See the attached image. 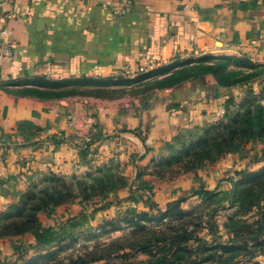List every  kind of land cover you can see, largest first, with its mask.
Segmentation results:
<instances>
[{
    "label": "crops",
    "instance_id": "obj_1",
    "mask_svg": "<svg viewBox=\"0 0 264 264\" xmlns=\"http://www.w3.org/2000/svg\"><path fill=\"white\" fill-rule=\"evenodd\" d=\"M7 42L11 58L0 59V218L45 181L105 168L121 174V188L98 206L77 201L57 209L45 227L98 226L113 209L159 212L237 168L246 153L174 179L158 173V163L201 138L235 97V89L213 82L192 78L113 101L22 91L40 81L131 80L203 56L264 63V0H0V43Z\"/></svg>",
    "mask_w": 264,
    "mask_h": 264
},
{
    "label": "rangeland",
    "instance_id": "obj_2",
    "mask_svg": "<svg viewBox=\"0 0 264 264\" xmlns=\"http://www.w3.org/2000/svg\"><path fill=\"white\" fill-rule=\"evenodd\" d=\"M192 78L235 89L232 93L237 98L225 100L220 120L201 138L158 163V173L174 179L246 151L237 168L213 184L199 186L194 197L181 198L173 209L136 214L113 209V216L98 226L73 221L76 228L63 230L45 227L51 213L77 201L98 206L97 202L110 198L114 188L123 186L122 176L105 168L73 179L45 181L33 193H25L26 216L21 215L20 205L4 215L9 220L0 222V264H72L79 259L87 264H146L163 257L174 264H264V139L243 145L248 134L242 133L238 140H229L236 123L246 130L245 120L252 119L255 124L264 120V63L247 57L186 58L141 71L131 80L75 81L58 87L40 81L22 92L43 97L89 95L113 101L171 88ZM209 131L211 146L219 145L208 154L210 144L205 146L203 138ZM235 145L234 152L222 155ZM22 227H27L24 234ZM41 227L50 229L52 235L37 243L34 234Z\"/></svg>",
    "mask_w": 264,
    "mask_h": 264
},
{
    "label": "trees",
    "instance_id": "obj_3",
    "mask_svg": "<svg viewBox=\"0 0 264 264\" xmlns=\"http://www.w3.org/2000/svg\"><path fill=\"white\" fill-rule=\"evenodd\" d=\"M181 82V81H180ZM179 83V82H178ZM42 84H46V83H42ZM70 83H67V82H56V83H51V84H47V85H50L52 87H58V86H68ZM41 95V93H40ZM73 95V94H72ZM43 96V95H42ZM63 95H60V96H44V97H61ZM64 96H67V95H64ZM255 121L254 120H250V119H247L243 122V124H247L248 128L246 127V130L242 127H240V124L239 123H236V127L235 129H233L231 132H232V135L229 137V140L232 142V141H235V140H238L241 136H242V133L243 134H248V137L246 139H244L242 142H243V145H246L248 144L250 141L252 140H259V139H264V130L262 127L264 126V120H261L258 121L257 120V124L254 123ZM258 126L259 129H256V127L254 126ZM262 128V129H261ZM213 130V129H212ZM211 130V131H212ZM211 131H209L203 138V142L205 144V146H208L210 144L209 140H208V135L211 133ZM215 138L212 140V142H215ZM212 144V143H211ZM211 144L209 145V147H207L206 151L207 153L209 154L210 151H212L213 149H217L218 148V145H215V146H211ZM217 146V147H216ZM237 145L235 146H232V147H229V148H226L224 151L222 149V155H227V154H230V152H234L235 149H237ZM221 150V148H220ZM234 150V151H233ZM211 158V154L208 155L206 157L207 160H209ZM119 188V187H118ZM117 188H114L111 192H113L114 190H116ZM34 189L28 191L27 193H33ZM47 191V190H46ZM48 192H51V191H48ZM109 192V193H111ZM26 195L23 196V198L21 199L20 203L15 206V207H18L20 205H23V208L20 209L21 211V215L24 217L26 216V203H24V198H25ZM85 202V201H84ZM182 202V201H181ZM177 202L176 203H173L171 205H169L168 209H173L177 206ZM25 205V206H24ZM46 207V205H44ZM15 207H13L12 209H14ZM44 209V208H43ZM99 208H95V210H98ZM17 210V209H16ZM40 210V209H39ZM15 211V209H14ZM19 212V210H18ZM8 219L7 216H3L1 219H0V222L3 221L4 219ZM10 218V217H9ZM3 219V220H2ZM9 220V219H8ZM35 221V220H34ZM78 225L77 224H70L69 227H77ZM37 231L36 233L34 234L35 237H34V240L37 242V243H41V242H45L46 240H48L50 237V235H52V233L50 232L51 230L50 229H43L42 227L40 228V230L38 231V228H36ZM26 230H27V227H22L21 228V232L24 234L26 233ZM47 236V237H46ZM94 260H99V259H91L90 262H94ZM88 261L86 262L84 259H79V261H75V262H72V264H87ZM128 264V263H127ZM139 264H144V263H139ZM146 264H174V261L166 258V257H163V258H158L156 259L155 261H151L149 263H146Z\"/></svg>",
    "mask_w": 264,
    "mask_h": 264
},
{
    "label": "built area",
    "instance_id": "obj_4",
    "mask_svg": "<svg viewBox=\"0 0 264 264\" xmlns=\"http://www.w3.org/2000/svg\"><path fill=\"white\" fill-rule=\"evenodd\" d=\"M11 58V44L9 42L0 43V59L9 60Z\"/></svg>",
    "mask_w": 264,
    "mask_h": 264
}]
</instances>
